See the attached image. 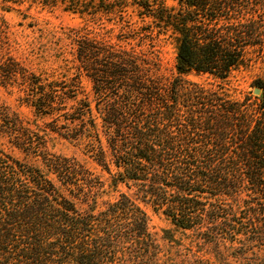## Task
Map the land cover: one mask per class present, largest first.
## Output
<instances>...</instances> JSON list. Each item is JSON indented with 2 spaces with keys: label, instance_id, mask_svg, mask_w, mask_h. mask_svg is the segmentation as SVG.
<instances>
[{
  "label": "trees",
  "instance_id": "obj_1",
  "mask_svg": "<svg viewBox=\"0 0 264 264\" xmlns=\"http://www.w3.org/2000/svg\"><path fill=\"white\" fill-rule=\"evenodd\" d=\"M24 1L48 9L61 2L86 21L95 14L75 0H0V8ZM126 1L147 27L120 31L115 40L70 28V59L60 76L17 61L0 20V82L15 86L42 120L41 127L24 121L0 103V132L46 168L0 147V264H128L131 252L120 246L156 244L148 206L214 244L238 212L264 213V80L253 85L259 95L242 99L224 87L249 53L264 58V0H178L177 9ZM154 30L169 32L175 43L170 76L152 47ZM192 71L219 82L204 87L185 79ZM49 133L81 147L108 173L110 187L122 183L127 191L95 211L102 181L76 156L48 152ZM78 201L90 206L80 210Z\"/></svg>",
  "mask_w": 264,
  "mask_h": 264
},
{
  "label": "rangeland",
  "instance_id": "obj_2",
  "mask_svg": "<svg viewBox=\"0 0 264 264\" xmlns=\"http://www.w3.org/2000/svg\"><path fill=\"white\" fill-rule=\"evenodd\" d=\"M166 8L177 9L178 0H156ZM85 3L95 12L90 21H86L79 14L63 9L58 2L52 8H40L28 1L20 4H11L12 9L5 11L0 8V20H3L11 42L10 54L23 65L36 73L60 76L64 74L63 64L70 59L69 40L65 37L70 28L86 26L88 29L107 32L115 40L120 31L147 27V18H140L136 10L126 0H75V3ZM102 8V11L98 9ZM122 33V32H120ZM152 47L157 51L160 60V69L170 76L174 73L176 60V46L169 32L157 33L153 31ZM247 65L240 66L232 71L224 87L231 98L242 99L246 94L253 93V85L257 79L264 80V58L255 53H249ZM185 79L210 87L211 83L219 82L208 75L190 72ZM83 93L92 98L91 83L83 75L80 76ZM259 95V94H258ZM15 86L0 82V103L15 112L24 121L42 126L41 119H35L31 108L23 103ZM0 147L14 157L39 167L46 173V168L39 156H31L14 147L6 133L0 132ZM193 148L199 145H191ZM46 148L50 153L66 156H76L102 181L103 185L95 200V211L104 209L113 202L121 192H126L124 184L110 187L109 175L96 162L81 151V147L73 142L66 141L56 134L46 136ZM49 177H53L48 174ZM249 199L247 203H251ZM227 203V200H223ZM142 205L141 203H139ZM244 203L241 201V206ZM80 210H87L90 204L77 202ZM245 206V205H244ZM149 216V228L154 234V246L142 250L141 247H119L130 250L128 264H264V213L253 215L242 210L235 217H231V227L228 232L221 234L220 242L207 243L199 239V235L189 230L175 228L169 220L160 213H155L146 207ZM263 212V211H260ZM169 230L172 238H166L163 230ZM129 246V245H128ZM142 250V251H141ZM121 257H123L121 255ZM118 258L117 261H121ZM124 264V263H122Z\"/></svg>",
  "mask_w": 264,
  "mask_h": 264
},
{
  "label": "water",
  "instance_id": "obj_3",
  "mask_svg": "<svg viewBox=\"0 0 264 264\" xmlns=\"http://www.w3.org/2000/svg\"><path fill=\"white\" fill-rule=\"evenodd\" d=\"M253 93H254L255 95H258V94L260 93V89L257 88V87H255V88L253 89Z\"/></svg>",
  "mask_w": 264,
  "mask_h": 264
}]
</instances>
